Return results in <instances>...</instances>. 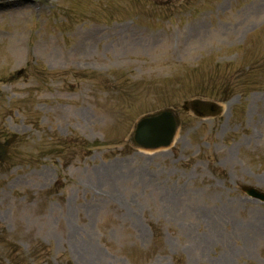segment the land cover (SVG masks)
<instances>
[{"label": "rangeland", "instance_id": "obj_1", "mask_svg": "<svg viewBox=\"0 0 264 264\" xmlns=\"http://www.w3.org/2000/svg\"><path fill=\"white\" fill-rule=\"evenodd\" d=\"M20 1L0 0V238L50 247L28 264H264L241 192L264 191V0ZM163 108L170 147L126 144Z\"/></svg>", "mask_w": 264, "mask_h": 264}, {"label": "water", "instance_id": "obj_2", "mask_svg": "<svg viewBox=\"0 0 264 264\" xmlns=\"http://www.w3.org/2000/svg\"><path fill=\"white\" fill-rule=\"evenodd\" d=\"M185 111H192L198 117L216 116L220 108L212 102L200 100L187 101L183 106ZM179 120L172 110L166 109L140 119L131 135V142L134 146L143 149H157L170 145ZM7 148L0 143V162H3L7 155ZM250 196L264 201V195L252 188H244Z\"/></svg>", "mask_w": 264, "mask_h": 264}, {"label": "trees", "instance_id": "obj_3", "mask_svg": "<svg viewBox=\"0 0 264 264\" xmlns=\"http://www.w3.org/2000/svg\"><path fill=\"white\" fill-rule=\"evenodd\" d=\"M2 258H6L7 260L11 262V264H23L24 262V257L22 253L16 247H13L12 249H10L4 256L0 254V262H2Z\"/></svg>", "mask_w": 264, "mask_h": 264}]
</instances>
